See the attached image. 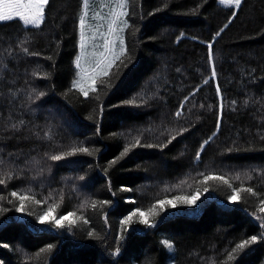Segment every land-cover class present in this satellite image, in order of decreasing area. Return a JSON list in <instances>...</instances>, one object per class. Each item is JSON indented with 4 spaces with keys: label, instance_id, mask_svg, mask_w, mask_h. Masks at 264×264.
Instances as JSON below:
<instances>
[{
    "label": "trees",
    "instance_id": "1",
    "mask_svg": "<svg viewBox=\"0 0 264 264\" xmlns=\"http://www.w3.org/2000/svg\"><path fill=\"white\" fill-rule=\"evenodd\" d=\"M217 2L128 0L123 63L117 61L108 76L99 77L88 96L73 87L81 50L79 18L89 7L83 0H50L38 28L18 19L0 23V179L6 181L0 185V264H264V25L247 32V18L239 11L219 37L225 46L251 47L253 56L245 65L254 77L247 88L257 98L248 116L219 130L217 136L228 141L219 161L197 162L170 175L178 162L174 150L202 122L167 131L154 101L174 71V64L159 55L165 46L157 29L203 26L210 31L209 10ZM89 3L91 11L103 6L101 0ZM25 47L38 55L25 53ZM40 92L45 95L37 99ZM133 98L135 105L123 103ZM207 130L213 133L214 125ZM137 139L153 147L138 145L117 159ZM81 146L92 154L50 159ZM201 173L223 176L232 187L205 182ZM241 187L253 193L231 200L232 190ZM13 191L34 200L17 211L21 202L10 195ZM194 194L199 198L192 205L176 202L161 210L157 204ZM154 204L157 214L148 217L154 226L140 224L139 217L121 224L130 212H147ZM52 205L55 219L75 212L69 220L76 223L62 221L63 228L41 223L38 217ZM253 235L255 244L233 252ZM48 245L53 248L44 251Z\"/></svg>",
    "mask_w": 264,
    "mask_h": 264
},
{
    "label": "rangeland",
    "instance_id": "2",
    "mask_svg": "<svg viewBox=\"0 0 264 264\" xmlns=\"http://www.w3.org/2000/svg\"><path fill=\"white\" fill-rule=\"evenodd\" d=\"M120 2L121 0H106L102 7L92 10L91 13L88 12L85 16V48L80 50L78 57L80 68H78L76 80L84 75L81 69L91 74L97 59L100 58L99 53L104 51L103 39L99 33H103V36L109 40H116L115 51L117 53L119 52L118 37H122L126 51V32L129 27L127 16L121 17L122 20H127V27L118 22L114 25L115 33H110L108 30L113 11L123 10L128 13V4L126 8L120 9L118 7ZM263 10L264 0H242L238 10L235 6L220 5L218 0L216 5L209 10L213 22L210 31L203 26L163 25L157 29L155 35L162 38V44L165 46V50L159 55L174 64L173 73L154 99L161 114L162 125L165 130L169 131L177 124L202 122V126L174 150L173 154L177 156L178 162L172 165L170 175H178L185 168L197 162L219 161L222 157V149L228 144V141L217 136L219 130L222 127H229L235 120L248 116L256 107V95L247 88V83L254 77V71L245 65V60L253 56L251 47L249 45L225 46L219 39L221 34L216 37L215 41L213 37L225 24H228L233 11L237 13L241 11L246 16L247 32H257L264 25ZM210 42L213 43L211 59L208 48ZM213 67L216 72L214 78L211 75ZM206 80L208 83H205ZM82 84L89 93L91 90L87 87L86 78ZM193 92L195 95L191 96ZM185 97L190 98L185 101ZM181 103H184V111L180 117H177L175 114ZM218 123L219 129L217 128ZM209 124L215 127L213 133L207 130ZM209 137H212L210 143L205 146L200 159L197 160V151L200 150L203 141ZM38 187H40L38 191H43L44 186ZM49 219L51 218L45 217V221Z\"/></svg>",
    "mask_w": 264,
    "mask_h": 264
},
{
    "label": "snow or ice",
    "instance_id": "3",
    "mask_svg": "<svg viewBox=\"0 0 264 264\" xmlns=\"http://www.w3.org/2000/svg\"><path fill=\"white\" fill-rule=\"evenodd\" d=\"M50 0H0V22H10L14 19H18L19 21L23 22V25L25 27L28 26H33L38 28L44 21L45 18V8L49 5ZM128 3V0H121V2L119 3L118 7L120 9H124L126 8ZM83 4L85 6V8L88 6V0H83ZM219 4L220 5H224V6H235V9H239L241 7L242 4V0H219ZM161 9H157V11H160ZM87 15V12H84L80 18H79V29L81 32V36H80V48L82 50H84L85 48V36H84V29H85V16ZM112 15V21L111 23L108 25V30L110 33H115L116 32V28L114 27V25H117V23L119 22L120 24H123L125 27L128 26L127 24V20H122L121 17L123 16H127L128 13L126 11H120V12H115L113 11L111 13ZM237 12L233 11L231 14V18L228 21V24H225L223 28H221L219 30V32L216 33V36L213 37V41H215L216 37H218L223 31L224 29H226L229 24L232 22V20L236 17ZM120 31H123V29H120ZM97 32H99V30L97 29ZM99 35L101 36V38L103 39V45L102 47L104 48V51L99 53V59H97L96 63H95V67L92 69L91 74L89 75L87 73V70L81 69V71L84 73V75L81 76L80 79L75 80L73 82V87H78L80 89V91L83 93V95L88 96V91L85 90L82 82L85 80V78L87 79V87L88 89H90L92 92L96 91V84H97V78L98 77H104V76H108L110 73V70L114 67V65L116 64L117 61H120L121 63H123V61H121V57L124 56L125 54V47H124V40L122 37H118L119 40V52L117 53L115 51V47H116V40H109L107 37L103 36V33H99ZM213 47V43L210 42L208 43V48L210 50V59H211V49ZM23 51L29 55H38L37 53H29L28 48H23ZM76 67L80 68V64H79V58L77 59V63H76ZM212 77L214 78L216 76V72H215V68L213 67L212 73H211ZM205 83H208V81L206 80ZM217 90L219 91V86L217 87ZM45 93L44 92H40L37 96V99H39L40 97L44 96ZM195 93L193 92L191 94V96H194ZM98 98V97H97ZM190 97H185V101H187ZM124 104L127 105H135L137 103L136 99H130V100H126L123 101ZM201 107H203V105H200ZM102 110V109H101ZM184 111V103H181L179 110L176 112V116L180 117L183 114ZM217 128L219 129V123L217 125ZM182 131H187V129H183ZM215 135V133L213 134ZM172 139H175V136L172 137ZM212 137H209L208 139L204 140L203 143L200 146V150L197 151L196 153V159L199 160L200 156H201V152L204 150L205 146L208 145L211 141ZM169 143H171V140H169ZM140 146V147H153V145L151 144H141L139 139L136 140V142L132 145H125L123 148V151L120 153V156L117 159H122L124 158L132 148H135L136 146ZM86 153L88 155H91L92 152L90 151L89 148L87 147H77V148H73L71 151L68 152H64L58 155H52L50 156V159L53 161H60L62 160L65 156H73L76 153ZM117 161H113V163H116ZM201 175H203L204 177V181H209V180H220L222 181L224 184L228 185V187H232L231 184L228 182V180H226L223 176H214L213 174L209 173L207 175L201 173ZM8 179H11V176L8 177ZM80 179H83V177H80ZM235 179L239 180L240 176L237 175L235 177ZM5 180L4 179H0V185L5 184ZM241 192H247V193H253V189L251 187H241V188H234L232 190V195L230 196L231 200H237L240 198V193ZM11 196L13 197H17L20 202H21V207L17 209V211H21L24 207V202L26 200H34L33 196H28V195H20L17 192L13 191L11 194ZM198 195H193L191 197H174L173 199H163V200H159L157 201V204L160 206L161 210H163L164 206H169V207H176V202H179L181 204H187V205H192L195 203V201L198 199ZM36 204H40L41 201L39 200H35ZM88 202L85 201L84 203H82L80 205L81 208H83L85 206V204H87ZM110 201H101L100 204H109ZM261 204H264V199L261 200ZM91 207L92 208H96L97 207V202L96 201H92L91 202ZM157 207V205H153L147 212H143L141 211L139 208L135 209L134 211L130 212L122 221L121 224L122 225H129L133 222V218L134 217H139L138 222L140 224L152 227L154 225L150 224V221L148 219V217L150 215L153 214H157L155 213V208ZM2 211V210H0ZM56 211V206L52 205L49 206L47 208L46 211H44L43 215L38 217V219L40 220L41 223H45V222H49V223H53L55 227L57 228H63L65 225L62 221H68V223L71 224H75L76 221L75 220H69V217H75L76 213L75 212H69L67 214V216H61L60 219H55L52 214ZM260 211L264 212V207H262L260 209ZM45 217H50L51 219L49 221H45ZM86 222V221H85ZM89 236H93L92 232L88 233ZM99 238V237H97ZM260 239L262 241H264V234H262L260 236ZM257 241V236L253 235L250 237V239H245L242 242L238 243L235 246V249H233V252H238V251H242L244 249H246L249 245L255 244ZM162 243L169 249H171L173 247V245L169 242V241H162ZM5 247H7V245H4ZM53 248V245H48L47 249H45L44 251H51V249ZM120 251V248L117 247L115 250V254H118ZM229 259H234L233 255H229Z\"/></svg>",
    "mask_w": 264,
    "mask_h": 264
},
{
    "label": "crops",
    "instance_id": "4",
    "mask_svg": "<svg viewBox=\"0 0 264 264\" xmlns=\"http://www.w3.org/2000/svg\"><path fill=\"white\" fill-rule=\"evenodd\" d=\"M106 0H101V5L105 2ZM90 2V0H88V3ZM90 4V3H89ZM87 13L91 11V4L89 5V7L87 8Z\"/></svg>",
    "mask_w": 264,
    "mask_h": 264
}]
</instances>
